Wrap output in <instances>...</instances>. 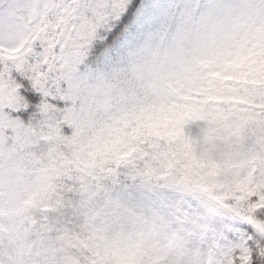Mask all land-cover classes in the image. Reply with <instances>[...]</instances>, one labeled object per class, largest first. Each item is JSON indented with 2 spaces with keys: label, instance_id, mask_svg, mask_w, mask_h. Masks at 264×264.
<instances>
[{
  "label": "snow or ice",
  "instance_id": "snow-or-ice-1",
  "mask_svg": "<svg viewBox=\"0 0 264 264\" xmlns=\"http://www.w3.org/2000/svg\"><path fill=\"white\" fill-rule=\"evenodd\" d=\"M0 264H264V0H0Z\"/></svg>",
  "mask_w": 264,
  "mask_h": 264
}]
</instances>
